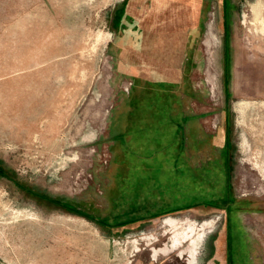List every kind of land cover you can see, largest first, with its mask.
Listing matches in <instances>:
<instances>
[{
    "label": "rangeland",
    "instance_id": "1",
    "mask_svg": "<svg viewBox=\"0 0 264 264\" xmlns=\"http://www.w3.org/2000/svg\"><path fill=\"white\" fill-rule=\"evenodd\" d=\"M0 264H264V0H0Z\"/></svg>",
    "mask_w": 264,
    "mask_h": 264
},
{
    "label": "trees",
    "instance_id": "2",
    "mask_svg": "<svg viewBox=\"0 0 264 264\" xmlns=\"http://www.w3.org/2000/svg\"><path fill=\"white\" fill-rule=\"evenodd\" d=\"M203 205H207L208 208L217 209L223 208L224 205H228V207H230L231 202L230 200L223 202L218 198V196L210 195L206 204Z\"/></svg>",
    "mask_w": 264,
    "mask_h": 264
},
{
    "label": "crops",
    "instance_id": "3",
    "mask_svg": "<svg viewBox=\"0 0 264 264\" xmlns=\"http://www.w3.org/2000/svg\"><path fill=\"white\" fill-rule=\"evenodd\" d=\"M207 201H208V199H206V197H205V200L203 199V201H199V202L198 201H195V203L206 204Z\"/></svg>",
    "mask_w": 264,
    "mask_h": 264
}]
</instances>
